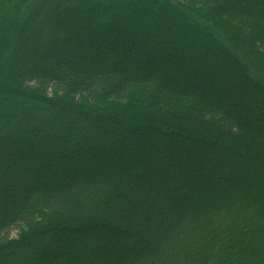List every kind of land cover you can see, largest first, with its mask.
Here are the masks:
<instances>
[{"label": "trees", "instance_id": "trees-1", "mask_svg": "<svg viewBox=\"0 0 264 264\" xmlns=\"http://www.w3.org/2000/svg\"><path fill=\"white\" fill-rule=\"evenodd\" d=\"M198 3L202 10L176 0H0V234L21 231L0 243V264H61L60 247L79 244L82 253L89 241L86 260L75 254L64 264H264V108L253 111L245 99L227 96V88L210 102L192 89L202 83L192 80L196 69L190 65L198 44L218 42L229 61L247 65L245 81L264 92V0ZM171 14L181 19L173 30ZM156 27L161 34L155 36L165 40L172 32L195 34L177 41L189 50L173 67L182 72L178 82L151 70L129 74L117 48L106 64L74 62L81 44L82 56H92L116 39L149 42ZM66 39L73 45L59 49ZM152 50L161 52L154 45L142 51ZM187 79L191 83L181 88ZM29 83L51 85L56 96L30 90ZM225 97L234 104L224 103ZM252 113L260 124L250 121ZM104 122L132 131L174 130L215 153L193 160L172 145L154 149L150 154L158 158L146 165L136 154L127 156L128 163L107 159L100 147L112 139L101 132L99 144L91 142ZM126 138L114 142L122 145ZM49 150L48 160L57 161L61 174L31 177L29 163L39 170L45 163L34 159ZM161 159L163 168L157 166ZM162 170L165 181L157 179ZM87 173L92 175L78 177ZM146 174L152 188L139 182ZM240 182L252 190L236 188ZM100 229L129 239L123 247L132 256L107 257V248L119 241L92 235Z\"/></svg>", "mask_w": 264, "mask_h": 264}, {"label": "rangeland", "instance_id": "rangeland-1", "mask_svg": "<svg viewBox=\"0 0 264 264\" xmlns=\"http://www.w3.org/2000/svg\"><path fill=\"white\" fill-rule=\"evenodd\" d=\"M177 2H179L180 4H183L187 7H191L192 9H197L199 8V10H202L200 4L198 3V0H176ZM177 14V13H176ZM180 14V13H179ZM164 15H168L169 14L167 12H164ZM182 15V14H180ZM171 16V23L172 26H169L170 30L174 29V25L176 23L180 24L181 23V19L179 16L177 15H170ZM161 21V20H160ZM190 30L185 31V35H182L183 37H181V33L179 32L176 36H175V32L170 33V35H168L165 39H160L155 35H160L161 31L159 28H155L153 29L154 32V36L152 37V39H150L149 42H145L144 40H140L139 38H129L127 40H123L122 42H119L120 40L117 41L116 40H112L110 41V47H106L104 45L100 46L101 48L97 49V52L94 53L92 56H82V49L84 48V46L81 44V46H79V51L77 53H75L74 55L76 56V60L74 62H78L81 64H91V63H95V64H106V61H110V59H112V51L113 49L117 48L118 51H120V56L118 59L119 62L121 64H124L125 66L128 67V72L129 74H138L140 72H143L144 70H151L154 74H156V76L160 77L162 76L164 73H168L171 80L172 81H177L179 80V78H182V72L181 70L179 72H175L173 70V67H175L176 63L181 59L182 55H185L186 52H189V50H185L184 46H182L181 43H178V39L179 42H184L187 39H191L195 34H191L189 32ZM180 34V35H179ZM184 34V33H183ZM153 35V34H152ZM97 39V38H96ZM33 38H30L28 41L32 43ZM200 36L198 35V37L196 39H193V41L196 43L200 42ZM126 45L125 47L126 50L122 51V46L121 45ZM158 47V49L161 52L158 53H154L152 50V52H148V54L145 55V52L142 51L143 49H150L152 47V45ZM73 45V43L69 40H62L60 41L58 48H65L68 46ZM76 47V46H74ZM112 47V49H110ZM164 48H167V54L164 55V53L162 52V50ZM77 49V48H76ZM153 49V48H152ZM155 49V48H154ZM106 51H108L106 53ZM195 52H197V60L193 61L192 67L196 69L195 72H193V77L192 80H194V78H200V83H202V85L200 84H196L192 86V89L198 92H201L203 96H205L210 102H212L214 100V97L216 96V94H219V91H222L223 88H227V96H233V98H243L245 99V102L247 103V106L251 109H253V111H259L261 109L264 108V98H262L264 96V92L262 90H260L259 88H257L256 86H253L251 84H248L242 73H247L246 69L247 68L245 65L243 64H239L238 66L236 65V63H234L233 61H229V57H227V55L224 53L226 52L221 45L218 44V42L215 41H210L207 42V44H202L199 46L198 44V49L195 50ZM168 55V56H166ZM41 59V57H37L36 60ZM183 59V57H182ZM181 59V60H182ZM73 60V58H72ZM228 63L226 67L217 69V65L218 63ZM190 63V62H189ZM203 70L206 74L204 76V74L201 72V70ZM230 81L229 84L232 88H228L230 86H228L225 83H222L224 80ZM233 79H235L234 81H236L237 83H235L233 81ZM203 81V82H202ZM233 81V84H232ZM182 83V84H181ZM191 83V80L187 79L184 82H181L179 84H181V88H185L187 87V85H189ZM244 84L245 86H241L239 87L237 84ZM27 88H29L30 90H35V91H41L42 93H44L45 95H47L48 97L51 96H56V93H54V89L51 85H45V86H41L39 84H33V83H29L26 85ZM224 90V89H223ZM235 99H232L230 97H225L224 98V103L230 104L233 103L234 104ZM250 118V121L253 124H260V120L256 118V115L254 113L249 114L248 115ZM121 126L116 125L114 122H104L103 123V128L99 130V132H97L96 134L93 135V138L91 139V142L93 143L94 146L99 144L98 138L101 137V135L99 133H105L104 135L107 136L108 138L112 139L109 140L107 143H103L102 146L100 147L101 150H105L108 154L106 156L107 159H113V157H119L121 159H123V161L125 163H128V159L127 156L130 154H136L139 155L141 157V162L146 165V164H150L153 161H155V159H157L158 157H154L153 155L150 154L153 152L154 149L156 148H161V147H165V146H172L174 145L176 147V149L178 151L183 152V154H187L189 156H191V158H193V160L195 158L201 157L200 154H202L204 156V154H214L215 151L213 150V148L211 147H206L204 145V143L202 144L201 142H199L200 145H195L192 144L191 142L189 143V138H182L181 135L172 130L173 133H166L164 131L160 130H155L153 127L152 128H143V129H137V130H124L120 128ZM181 129H183L186 132L189 133H193V131L189 130L192 129L191 127H189L188 125H184L181 127ZM128 136V138H126V143L122 144V145H118L119 143H115V139L118 138V136ZM175 136L177 137V139H175ZM190 136V135H188ZM199 137V135H196ZM204 140L203 142H206V139H202ZM115 141V142H114ZM104 145V146H103ZM56 146L53 145V147H51V150L55 151L56 150ZM85 149V148H84ZM81 150V152H85L86 150ZM49 150V154L48 153H37V157L36 159H34V163H36V161L38 163H45L43 167H40L39 170L34 169L31 163H29L30 167H32L31 171H30V176L31 177H35L36 175H41L45 178L48 176H53L51 175L52 173L56 174H61V171L59 169V166L57 161H53V160H48L50 159V154L54 153L53 151ZM150 154V155H149ZM156 156V154H155ZM77 158H75L74 160H76ZM36 160V161H35ZM65 161L69 162L68 158L65 159ZM162 159L160 160V162H157V166L158 167H162L161 165ZM204 164V163H203ZM36 165V164H35ZM174 165H177V162L174 163ZM185 165V166H184ZM182 166H184V168H187V166H189V164H185L184 162L182 163ZM45 167V168H44ZM190 167V166H189ZM161 168V169H162ZM46 169V170H44ZM12 171V168L10 169ZM47 174H45V173ZM32 173V174H31ZM44 173V175L42 174ZM161 175L158 176L157 179H163V174H165V172L162 170V172H160ZM183 170L180 171V177L182 178L184 174ZM69 173H66L65 175H63V177H61V180L67 179L66 176ZM92 174H83V175H79L78 177L82 180L84 178H86L87 176H90ZM154 177H157L155 174L153 175ZM59 177V176H57ZM60 179V178H59ZM141 183L146 182V184L148 185L149 188H152V182H151V177L149 176V174L144 175L141 179H139ZM165 181V179H163ZM236 188H240L241 190H245L246 192H250L252 190V185L251 184H247L245 182H240V183H236ZM157 189H155L156 192ZM152 191V190H151ZM169 194H171L170 192H168ZM143 197L141 199H144L146 196V191H144L142 193ZM142 204V203H140ZM140 204L138 205V207L140 206ZM12 208L11 204H8L6 208ZM142 209V208H141ZM140 209V210H141ZM141 212L145 213L146 210L144 211L143 209L141 210ZM120 223H122L120 221ZM21 231L18 230L17 228H12L10 229L7 233L8 234H0V243L2 241L8 240V239H12V238H16L18 236V234ZM104 235L105 238L109 239V240H113L114 238L119 241L117 243V245H114L113 248L108 249L107 251V257H113V256H118V257H131L132 254L129 250L124 249V245L123 243H125V241H128L129 243L131 241H129V239H126L123 234H119L117 236H115L114 238L112 237L111 234L108 233H103L102 229H100L99 231L97 230L95 233H93L92 235ZM137 232L135 231L134 233H132V237L136 236ZM73 236L75 237H82L81 236H77L76 234H73ZM90 243V241L88 242ZM88 243L85 244L84 250L82 253H80L79 251L77 252L76 250H78L77 248L80 247L81 245L79 244H74L72 246H70L69 248L66 247H60V251L62 253L61 255V259L64 260V262L62 261L61 264L66 263V261L68 260H72L76 255L77 258L79 259H83L82 261L86 260V256L87 254L90 252V249L88 247ZM137 247H131V249H136ZM76 254V255H75ZM26 253L20 254V256H25ZM102 253L98 254V256L102 257ZM40 261V259H39ZM41 261L45 262L44 264H51L50 260H43L41 259ZM78 263V260L76 261ZM75 264V263H72ZM80 264V263H79Z\"/></svg>", "mask_w": 264, "mask_h": 264}]
</instances>
